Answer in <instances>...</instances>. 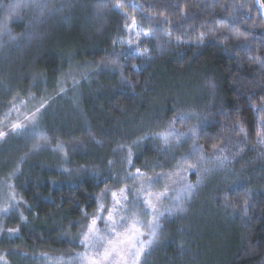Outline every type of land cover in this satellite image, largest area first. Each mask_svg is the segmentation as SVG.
<instances>
[{
    "label": "trees",
    "instance_id": "trees-1",
    "mask_svg": "<svg viewBox=\"0 0 264 264\" xmlns=\"http://www.w3.org/2000/svg\"><path fill=\"white\" fill-rule=\"evenodd\" d=\"M44 107L0 149L10 264L78 252L129 149L183 180L138 264H264V0H0V131Z\"/></svg>",
    "mask_w": 264,
    "mask_h": 264
},
{
    "label": "rangeland",
    "instance_id": "rangeland-1",
    "mask_svg": "<svg viewBox=\"0 0 264 264\" xmlns=\"http://www.w3.org/2000/svg\"><path fill=\"white\" fill-rule=\"evenodd\" d=\"M46 108L47 107L36 108L35 111H32V113L29 114L26 111H13L12 114L13 116L10 118V121L7 123L6 127L1 128L2 132H4L5 135L2 138H0V149L3 148L6 141L10 140L11 136H17L18 132H22L23 130L28 128L32 122L37 120V118H39L42 114L44 115ZM13 124H20L21 127L19 129L14 130L12 127ZM258 143L262 151L261 152L262 155L260 156V158L264 159V135L261 137ZM119 150L121 149L119 148ZM126 153L128 156V152ZM126 166L127 167L125 168V173H123L120 178L117 177L119 178L117 183H115V185H113L103 193L99 202L100 204L102 203L104 205V212L101 213V215L106 217L107 210L113 207V200L111 193L113 191L119 193L121 188H126L127 200L123 201V207L120 208L119 216H124L129 223L133 219L138 220L141 224L140 231L144 233L141 239L147 241L150 239L149 231L151 226L149 224V221L153 220V214L150 212V210H148L147 205L144 204L146 193L141 190V186H143L144 189H147V191L153 193L154 197L156 195L160 196L158 200L153 199V202L156 204V208H157L156 215L158 217V223H159V220L162 216L159 215V213H163V215H167L168 213V211L164 212L163 204L165 202L172 204L175 203V201H173L174 197L172 198L171 196H173L174 190L177 188L178 183L183 184V180H179L178 178L175 177V175L172 174L161 177L159 173H154V172L151 173L143 172L145 174L144 177H138L136 179H132L131 178L132 174H135L136 170L134 171L130 169L128 163ZM145 177H151L155 182L149 184L145 179ZM157 177H159L158 180L156 179ZM5 185H6V181L0 179V203L1 204L7 203L10 205H12V203H19L14 197V195L11 193L10 186L8 191V189L5 188ZM97 213H98V209L95 213L91 214L89 217L84 219L83 228H82L83 232L81 231L82 233L87 231L88 224L91 222L92 217L97 215ZM110 227L111 225L106 224L104 219L98 220L97 228L99 229V234L105 239H103L102 241H97L95 243H90L88 246H86L84 243H81V241L83 240V236L81 235V238L77 241V244H79L80 246L78 247L79 248L78 252H74L71 254L39 253L37 257H32V258L30 257L29 259L26 260L27 261L30 260L34 264H88L87 258L95 256L97 250H99V252H102L103 248L101 247V244L107 245V237L110 235L109 232ZM118 230L123 231V229H118ZM146 248L147 246L145 247V250ZM15 253L17 254L21 253L20 255L24 257L26 254L20 251H15ZM0 264H10L7 252L3 253L0 256ZM129 264H131L130 258H129Z\"/></svg>",
    "mask_w": 264,
    "mask_h": 264
},
{
    "label": "snow or ice",
    "instance_id": "snow-or-ice-1",
    "mask_svg": "<svg viewBox=\"0 0 264 264\" xmlns=\"http://www.w3.org/2000/svg\"><path fill=\"white\" fill-rule=\"evenodd\" d=\"M43 6V5H38ZM119 5H117V8ZM148 35V33H145ZM214 87V85H211ZM264 110V109H262ZM13 129H19L21 127L20 124H13ZM5 135L4 132L0 131V138ZM171 135V133L169 134ZM165 143L168 142V136L162 137ZM198 151V149H196ZM131 150L128 152V160L127 163L129 166L132 165L131 159ZM189 167H193V165H189ZM182 168V164L177 167V172H179ZM144 173L141 169L137 168L135 174H132V179H136L138 177H144ZM149 184L154 183L155 181L151 177H145ZM157 180L159 177L156 178ZM141 190L146 193V198L144 199V204L147 205L148 210L153 214V220L149 221L150 231L149 236L150 239L145 241L141 239L144 235L143 232L140 231L141 224L138 220L133 219L130 223L124 216H119L120 208L123 207V201L127 200V189L121 188L119 193L113 191L111 193L113 200V207L107 210V216L104 217L101 213L104 212V205L101 203L98 208V213L94 217H92L91 222L87 226V231L82 233L83 240L81 243H84L88 246L90 243H95L97 241H102L105 239L99 234V229L97 228V221L100 219H104L106 224H110L111 227L109 229L110 235L107 237V245L101 244L103 248L102 252L97 250L95 256L87 258L88 264H129V258L131 264H138L141 255L143 254L145 247L152 243V239L156 236V230L159 228L158 217H157V208L156 204L153 202V199L158 200L160 198L159 195L153 196V193L144 189L141 186ZM194 191L193 185L187 184L184 188V198L190 197L192 192ZM163 195V194H160ZM177 204L175 209L177 211H182V205L180 203L182 197L181 195L176 196ZM171 214V212H169ZM159 215H163V213H159ZM119 217V218H118ZM118 229H123V231H119Z\"/></svg>",
    "mask_w": 264,
    "mask_h": 264
}]
</instances>
